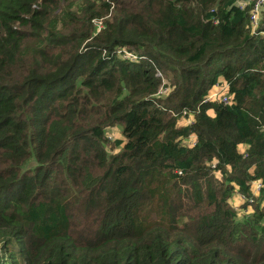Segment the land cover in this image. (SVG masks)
Returning <instances> with one entry per match:
<instances>
[{"label":"trees","instance_id":"obj_1","mask_svg":"<svg viewBox=\"0 0 264 264\" xmlns=\"http://www.w3.org/2000/svg\"><path fill=\"white\" fill-rule=\"evenodd\" d=\"M239 1L0 0V264H264V38Z\"/></svg>","mask_w":264,"mask_h":264},{"label":"built area","instance_id":"obj_2","mask_svg":"<svg viewBox=\"0 0 264 264\" xmlns=\"http://www.w3.org/2000/svg\"><path fill=\"white\" fill-rule=\"evenodd\" d=\"M238 5L243 8L248 6L249 7V21L252 28V32L254 34H258L261 37L264 38V28H259V25L262 20V11L264 9V0H242L238 2ZM118 53L121 55L124 59H129L130 61H139L145 59L144 56H139L135 54L134 52L127 51L125 49H122L118 51ZM156 75L162 78V84L160 85L158 91L155 93V98H164L167 94V88L164 86L165 79L163 78L160 71L156 72ZM218 85V84H216ZM221 87V86H220ZM226 87V86H225ZM207 100H219L223 103H229L230 97L226 93V90H224L222 87L217 92H210L207 97ZM185 112H183V116H185ZM261 184L259 181L253 182V194L257 195L259 188ZM238 200L237 204H232L234 210L237 212L241 211V204L245 202H251L252 199L246 198L244 195L238 193L234 196L233 200ZM240 202V203H239Z\"/></svg>","mask_w":264,"mask_h":264},{"label":"crops","instance_id":"obj_3","mask_svg":"<svg viewBox=\"0 0 264 264\" xmlns=\"http://www.w3.org/2000/svg\"><path fill=\"white\" fill-rule=\"evenodd\" d=\"M225 90L226 89V85H225V82L223 81V80H220V82L218 83V85H214L212 88H211V90H210V92H217V91H219V89L221 88V87ZM209 92V93H210ZM180 120V121H179ZM178 121H179V125H185V124H188L189 122H191V120H192V116H189V117H186V118H180Z\"/></svg>","mask_w":264,"mask_h":264},{"label":"rangeland","instance_id":"obj_4","mask_svg":"<svg viewBox=\"0 0 264 264\" xmlns=\"http://www.w3.org/2000/svg\"><path fill=\"white\" fill-rule=\"evenodd\" d=\"M100 21H96L95 22V25L98 27L99 25H100ZM181 118H186V117H181ZM180 119V118H179ZM180 121V120H179ZM179 121H178V123H179ZM108 136L109 137H111V138H114V137H117V136H120V132H119V130L118 129H116V128H114L113 130H110V132L108 133ZM231 203L232 204H237L238 203V200L236 199V200H231ZM240 203V202H239ZM242 205V204H241ZM250 208H247V210H249ZM246 210V209H245ZM247 210H246V212H247ZM240 212H242V211H240Z\"/></svg>","mask_w":264,"mask_h":264}]
</instances>
